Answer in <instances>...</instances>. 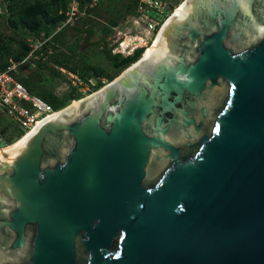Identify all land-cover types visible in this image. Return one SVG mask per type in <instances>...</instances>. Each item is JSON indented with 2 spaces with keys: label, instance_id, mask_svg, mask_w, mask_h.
<instances>
[{
  "label": "water",
  "instance_id": "water-1",
  "mask_svg": "<svg viewBox=\"0 0 264 264\" xmlns=\"http://www.w3.org/2000/svg\"><path fill=\"white\" fill-rule=\"evenodd\" d=\"M169 19L0 162V264H264V0Z\"/></svg>",
  "mask_w": 264,
  "mask_h": 264
},
{
  "label": "trees",
  "instance_id": "trees-1",
  "mask_svg": "<svg viewBox=\"0 0 264 264\" xmlns=\"http://www.w3.org/2000/svg\"><path fill=\"white\" fill-rule=\"evenodd\" d=\"M74 1L77 5V11L72 20L67 22ZM164 1L168 2V0ZM141 3V0H101L96 5L91 6L90 0H0V67L6 68L12 61L21 62L26 59L19 65L21 73H15V76L27 87L30 93L40 97L54 111H57L70 104L73 100L80 99L85 95L77 87H74L65 96L59 98L42 86L38 71L31 69L34 62L40 68L51 69L58 74L61 72L54 68L55 66H50L49 62L42 57H38L40 52L46 54L51 48H61V52L54 55V61L58 63L56 65H61L76 74L77 70L75 68L60 60L67 51L75 50V44L69 43L67 35L69 33L72 35L78 34V41L84 38L88 42L94 33L95 26L90 24V21L99 23L102 21V17H107L102 38L106 43L104 52L112 65L120 71L135 62L141 56L143 49H139L129 56L114 52L119 40L115 27L119 25V19L123 17L124 13L135 14ZM171 6L169 3V10L170 8L172 9ZM3 27L10 28L13 34L7 35ZM32 37L35 40L41 39L43 44L35 49L34 44L30 40ZM31 51H33V54L28 57ZM90 70L92 73L94 72L93 77L99 79V85H102V82H100L103 76L102 72L94 71L93 68H90ZM117 75V73L111 75L105 81L112 80ZM99 85L91 83L92 92L97 90L100 87ZM0 117V129L2 132L5 130V125H10V122H5L7 119H10L14 124L16 123L15 120L5 115ZM16 128L18 129V137H21L24 134V130L19 129L17 124ZM4 140L7 141V146L13 142V135L4 136Z\"/></svg>",
  "mask_w": 264,
  "mask_h": 264
},
{
  "label": "rangeland",
  "instance_id": "rangeland-1",
  "mask_svg": "<svg viewBox=\"0 0 264 264\" xmlns=\"http://www.w3.org/2000/svg\"><path fill=\"white\" fill-rule=\"evenodd\" d=\"M182 1L183 0H168V2L172 5L171 6L172 9L170 8V10L169 9L164 10L161 16L159 15L160 13L156 9H152L150 13L160 20H162L163 18L167 19L170 16V14L176 9V7H178L181 4ZM132 15L133 14L131 13H127V14L124 13L123 17L119 19L120 29L118 30H121V32L124 31L125 33H130L131 31H133V25L130 23L132 21ZM106 23H107V17H102V21H100L99 23H96L95 21H90V24L95 26H94V33L91 35L88 42H86L84 38L78 41L79 39L78 34L72 35L71 33H69L67 35L69 43L75 44V50L67 51L65 54L62 55L60 60L63 61L68 66L75 68L77 70L76 74L70 72L66 68H63L61 65L58 66L56 65L58 63L54 61V55H56L58 52H61L62 50L61 48L58 49L51 48L49 52L46 54L40 52V55H38V57H42L44 60L49 62L50 66H55L54 68H56L61 72L60 74H58V73H54L51 69L40 68L38 67L37 63L34 62L33 65L31 66L32 67L31 69L38 71L40 84L44 86L47 90L52 92L54 95H56L57 97L62 98L68 92H70L74 87H77V89L83 92L84 95L86 96L92 92L91 90L92 86H90L91 83L99 85L98 82L99 79L93 77L94 72L92 73L90 68H93L94 71L102 72L103 76L102 79H100L102 85L100 84L99 85L100 87H102L103 84L108 83V81H111V80L104 81V79L106 80L111 75L118 73L119 70H117L112 65L111 61L104 52V47L106 43L105 41L102 40V38H103V33L105 31L104 26H106L105 25ZM3 29L5 30L7 35L13 34V31L10 28L3 27ZM30 40L34 44V46L37 45V48H39L41 44H43V41L41 39L35 40L32 37L30 38ZM129 40L130 38L128 37L126 40V44H130ZM139 40L141 42H144L141 37L139 38ZM150 44L148 47H150ZM19 73H21V70L19 71ZM88 79L89 81H87ZM3 113L4 111H1L0 116ZM5 116L11 118L8 116V114H6ZM5 122L8 123L10 122L9 123L10 125H5L4 127L5 130H3V132L1 131L2 135L3 136L13 135V142L16 141L18 138H20L18 137V129L16 128V123L14 124L12 121H10V119H7ZM12 143L6 146L7 144L6 140L0 142V146H2L0 150L7 148Z\"/></svg>",
  "mask_w": 264,
  "mask_h": 264
},
{
  "label": "built area",
  "instance_id": "built-area-1",
  "mask_svg": "<svg viewBox=\"0 0 264 264\" xmlns=\"http://www.w3.org/2000/svg\"><path fill=\"white\" fill-rule=\"evenodd\" d=\"M100 1L90 0V5L94 6ZM141 2L137 8V12L132 15V21L130 22L133 25V31L125 33L118 30L120 29V25L115 27V31L119 33H117L119 40L114 48V52L120 53L123 56L133 55L139 49H144L145 51L148 45L153 43L160 27L166 20L165 18L160 20L150 12L152 9H156L161 16L164 10L169 9L167 1L141 0ZM76 11L77 5L74 1L67 22L72 20ZM128 37L130 38V44H126ZM140 37L144 42L139 40ZM36 48L37 45L35 46ZM32 54L33 51H31L28 57ZM25 60L21 62L12 61L6 68L0 67V112L4 111L2 115L8 114L9 117L15 120L19 129L24 130V134L33 129L38 121L54 112L47 102L30 93L27 87L15 76V73L19 72V65ZM3 140L4 136L0 130V142Z\"/></svg>",
  "mask_w": 264,
  "mask_h": 264
},
{
  "label": "bare ground",
  "instance_id": "bare-ground-1",
  "mask_svg": "<svg viewBox=\"0 0 264 264\" xmlns=\"http://www.w3.org/2000/svg\"><path fill=\"white\" fill-rule=\"evenodd\" d=\"M184 5V0L181 2V4L176 7V9L170 14V19L176 14L178 13V11L181 9V7ZM169 19V20H170ZM157 40H154L153 43L150 44V47L147 48V50L144 52V56L147 57L151 54V52L154 49V46L156 44ZM53 114V113H52ZM56 114V113H55ZM51 116V115H49ZM48 116V117H49ZM41 123V121H38L34 127V129H31L28 131V133L23 134L22 137L18 138L16 141H14L11 145H9L7 148L0 150V162L3 160V158L5 157V155L8 152H11L13 150H16L18 148H20L21 146L24 145V143L26 142L27 138L33 133V131L35 130V128ZM1 148V147H0Z\"/></svg>",
  "mask_w": 264,
  "mask_h": 264
},
{
  "label": "flooded vegetation",
  "instance_id": "flooded-vegetation-1",
  "mask_svg": "<svg viewBox=\"0 0 264 264\" xmlns=\"http://www.w3.org/2000/svg\"><path fill=\"white\" fill-rule=\"evenodd\" d=\"M134 53H135V52H134ZM143 54H144V49L142 50L141 56H140L137 60H139V59L143 56ZM137 60H136V61H137ZM136 61H135V62H136ZM133 63H134V62H133ZM133 63H132V64H133ZM130 65H131V64H130ZM130 65H129V66H130ZM127 67H128V66H127ZM127 67H125L124 69H126ZM124 69L120 70L117 74L119 75ZM118 75H117V76H118ZM113 79H114V78H113ZM113 79H112V80H113ZM104 81H105V79H104ZM108 82H110V81H108ZM105 84H106V83H105ZM105 84H103V85H105Z\"/></svg>",
  "mask_w": 264,
  "mask_h": 264
}]
</instances>
